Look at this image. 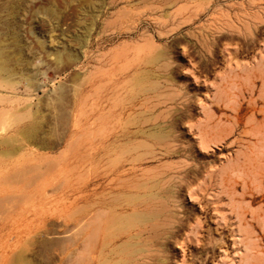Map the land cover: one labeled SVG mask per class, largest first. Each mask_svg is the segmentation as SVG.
<instances>
[{"label":"rangeland","instance_id":"1","mask_svg":"<svg viewBox=\"0 0 264 264\" xmlns=\"http://www.w3.org/2000/svg\"><path fill=\"white\" fill-rule=\"evenodd\" d=\"M0 264H264V0H0Z\"/></svg>","mask_w":264,"mask_h":264}]
</instances>
